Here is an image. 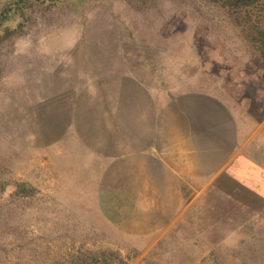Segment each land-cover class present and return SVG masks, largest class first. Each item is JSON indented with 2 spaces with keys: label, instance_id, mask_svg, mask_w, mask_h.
<instances>
[{
  "label": "rangeland",
  "instance_id": "1",
  "mask_svg": "<svg viewBox=\"0 0 264 264\" xmlns=\"http://www.w3.org/2000/svg\"><path fill=\"white\" fill-rule=\"evenodd\" d=\"M243 1L0 0V264H264L263 193L193 181L175 212L152 188L137 200L102 153L130 116L120 88L197 90L239 118L248 181L264 182V61Z\"/></svg>",
  "mask_w": 264,
  "mask_h": 264
},
{
  "label": "crops",
  "instance_id": "2",
  "mask_svg": "<svg viewBox=\"0 0 264 264\" xmlns=\"http://www.w3.org/2000/svg\"><path fill=\"white\" fill-rule=\"evenodd\" d=\"M143 87L146 93L142 98L133 91L140 87L125 85L117 91V105L123 107L127 102L130 116L121 121L126 126H121L118 142L115 137L111 140V132L105 138L103 147L111 146L114 151L102 152L103 157H110L112 165H118L120 179L143 185L137 200H143L147 189L152 188L160 196L170 195V205L169 200L165 203L163 199V203L176 212L182 185L193 186V181H199V186L213 187L221 175L239 182V188L246 185L264 194L262 171H255L249 183L245 170L253 160L241 150L247 149L252 139L242 137L245 127L223 99L212 93L186 90L162 101ZM123 89L132 91L130 97L122 94ZM128 126H135V131H129ZM255 168L259 169V165ZM164 219L163 225H171L172 216Z\"/></svg>",
  "mask_w": 264,
  "mask_h": 264
},
{
  "label": "trees",
  "instance_id": "3",
  "mask_svg": "<svg viewBox=\"0 0 264 264\" xmlns=\"http://www.w3.org/2000/svg\"><path fill=\"white\" fill-rule=\"evenodd\" d=\"M239 4L244 2L243 0H239ZM234 0H224V4H232ZM246 5L249 6V9L247 6H245V9H241L239 14H241V20L244 23H247L249 25V35L252 41L254 42V45L259 51L260 58L264 61V27L260 26L261 19L260 18H254V14H258L259 12L255 11L258 9L259 5H262V2L259 0H247ZM260 7V8H261ZM259 8V10H260ZM254 9V10H253ZM255 12V13H254ZM31 191H35V188H31Z\"/></svg>",
  "mask_w": 264,
  "mask_h": 264
}]
</instances>
